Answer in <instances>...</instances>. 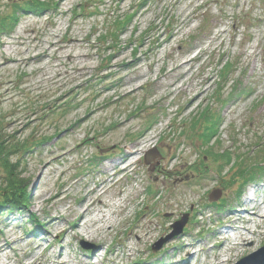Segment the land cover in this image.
Returning a JSON list of instances; mask_svg holds the SVG:
<instances>
[{
	"label": "rangeland",
	"instance_id": "1",
	"mask_svg": "<svg viewBox=\"0 0 264 264\" xmlns=\"http://www.w3.org/2000/svg\"><path fill=\"white\" fill-rule=\"evenodd\" d=\"M32 2L41 15L22 11ZM15 12L0 31V133L48 141L20 160L30 206L0 216V264H217L224 251L242 264L264 248L240 212L264 202V170L241 189L264 168V0H0V23ZM233 219L258 236L235 252Z\"/></svg>",
	"mask_w": 264,
	"mask_h": 264
},
{
	"label": "trees",
	"instance_id": "2",
	"mask_svg": "<svg viewBox=\"0 0 264 264\" xmlns=\"http://www.w3.org/2000/svg\"><path fill=\"white\" fill-rule=\"evenodd\" d=\"M29 5L30 6L28 8H23L22 11L26 9V11L36 13L37 15L42 14L40 9L36 10L33 7V2ZM40 6L43 10L46 7L45 4H40ZM132 19L133 16H129L128 18L125 17L121 23H118V37L129 26ZM17 20L18 14L15 12L11 18L10 27L7 24L8 21H4L0 23V31H13ZM1 135L2 134L0 133V169L4 171L7 182L0 187V216L7 213H22L25 211V208L30 206L28 192L26 191V184L24 179L20 178L19 174L20 160L23 159L27 153H30L32 149H35L33 148L34 146L43 145L48 141V138H44L42 141H38L37 143L33 142L34 144L30 142L12 143L11 140H9L11 138H3ZM210 136H212V132L206 138L210 139ZM49 139L52 140V138ZM15 156H17L16 159H13ZM263 170V166L257 165L255 171L247 172L241 189H243V187H245V185H247L250 181H254L256 179L255 176L262 173ZM27 213L29 214V221H32L34 224V221H36L35 215H32L29 212ZM36 226L38 225L36 224ZM31 231H33V229Z\"/></svg>",
	"mask_w": 264,
	"mask_h": 264
},
{
	"label": "bare ground",
	"instance_id": "3",
	"mask_svg": "<svg viewBox=\"0 0 264 264\" xmlns=\"http://www.w3.org/2000/svg\"><path fill=\"white\" fill-rule=\"evenodd\" d=\"M26 11V10H25ZM189 63H191V60L190 61H187V62H185L184 64H182L180 67H179V70H181V73L185 70V68L188 66V65H190ZM183 69V70H182ZM187 72L188 71H186L185 73H183V74H187ZM142 152V150H138V151H132V152H130V160H128L126 163H127V165L128 166H131V159L135 156V155H139L140 153ZM119 166H115V167H113V169H115V171L117 172V173H119V172H121L122 171V169H120V167L118 168ZM127 168H124L123 170H126ZM103 186H104V183H102V184H100L99 186H97L96 187V189H94V190H92V192L89 194V195H87V197H86V199H85V201H84V204H83V210L80 212V214H79V216L81 217V216H83V214H86L87 213V211L93 206V204H91V201H92V199H91V196H93V197H98L99 195H101V191H102V189H103ZM101 197V196H100ZM99 199V198H98ZM240 212H244V214H248L249 216H251V217H253V218H248V219H246V220H248V221H246L247 222V224H250L252 227H254V229H256V228H258L257 226H256V222H257V220H259L260 221V225L259 226H264V202L261 200V201H258L257 199H256V197L255 196H253L251 199H249L248 201H247V203H245V204H242L241 205V211ZM99 213H101V212H97V215L99 214ZM107 217H108V214H107V216L106 215H101L100 217H99V219L100 220H103V219H105L106 221H105V223H107V224H109L111 227H109L110 229L112 228V222H113V220H111V216H110V218L109 219H107ZM98 220V219H97ZM99 220V221H100ZM234 220V219H233ZM234 222V224H235V227L234 228H232L233 229V232L236 234V237H234L233 238V241H235V243H234V248L232 249V250H234V252H235V250H236V248H235V246L237 245V247H239L240 246V242H244V241H246V240H248V238H247V234L248 235H254V236H256V237H258L257 236V234H255L256 233V231H254V232H252V231H249L250 230V227L248 228V227H245V226H241V225H239L238 226V221H236V220H234L233 221ZM240 224V223H239ZM106 225V224H105ZM108 225V226H109ZM79 227V226H78ZM49 229H51V226H48V230ZM89 230H90V228H88V232H89ZM91 232V231H90ZM89 232V233H90ZM92 233V232H91ZM263 234V232H259V236L260 235H262ZM238 241H240L239 243H238ZM14 250V249H13ZM1 252L3 253L4 252V250H2V248L0 247V254H1ZM230 252V249L228 250V253ZM30 253H33L32 251L31 252H28V254H30ZM227 252L226 251H224V253H223V255L221 256V259H220V261L217 263V264H223V263H225L224 262V260L223 259H225L226 258V256L228 257V255L229 254H226ZM48 263H53L52 261H44L43 259H41V258H37L36 256H33L32 258H31V260H29V262L28 263H25V262H23L22 260H20V261H18V263L17 264H48ZM2 264H5V263H3L2 262Z\"/></svg>",
	"mask_w": 264,
	"mask_h": 264
},
{
	"label": "water",
	"instance_id": "4",
	"mask_svg": "<svg viewBox=\"0 0 264 264\" xmlns=\"http://www.w3.org/2000/svg\"><path fill=\"white\" fill-rule=\"evenodd\" d=\"M156 154L152 152V154H147L144 158V163L147 164V165H151V162L154 160V158H156ZM218 198H220V193L219 192H215L212 197H211V200L212 201H216ZM187 224V221L184 220L183 222L181 223H178L177 226L175 227V236L180 234L181 232L184 231V228ZM173 237V236H171ZM83 248H86V250H91L93 249L94 247H83ZM264 253V248L262 250H260V252L256 255H253V256H250L249 258L246 259V261H243L242 264H245V263H250L249 261L253 260L254 258H256L257 256L261 255ZM253 264V263H252ZM264 264V262L262 263Z\"/></svg>",
	"mask_w": 264,
	"mask_h": 264
}]
</instances>
